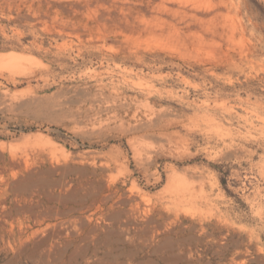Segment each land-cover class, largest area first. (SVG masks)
<instances>
[{
	"label": "rangeland",
	"instance_id": "obj_1",
	"mask_svg": "<svg viewBox=\"0 0 264 264\" xmlns=\"http://www.w3.org/2000/svg\"><path fill=\"white\" fill-rule=\"evenodd\" d=\"M114 1L0 0V264H264V0L194 51Z\"/></svg>",
	"mask_w": 264,
	"mask_h": 264
},
{
	"label": "bare ground",
	"instance_id": "obj_2",
	"mask_svg": "<svg viewBox=\"0 0 264 264\" xmlns=\"http://www.w3.org/2000/svg\"><path fill=\"white\" fill-rule=\"evenodd\" d=\"M113 3L112 9L107 11L106 7L103 14L121 17L132 31L146 35L147 40L178 45L188 51L219 42L233 30L227 19L230 6L226 0H137L133 3L117 0ZM226 36L229 38V33ZM127 201L131 205L130 213L141 208L136 197L129 196Z\"/></svg>",
	"mask_w": 264,
	"mask_h": 264
}]
</instances>
